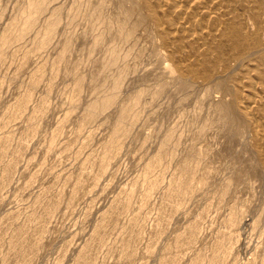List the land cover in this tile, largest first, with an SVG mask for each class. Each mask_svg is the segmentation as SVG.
<instances>
[{"label": "rangeland", "instance_id": "1", "mask_svg": "<svg viewBox=\"0 0 264 264\" xmlns=\"http://www.w3.org/2000/svg\"><path fill=\"white\" fill-rule=\"evenodd\" d=\"M262 46L264 0H0V264H264Z\"/></svg>", "mask_w": 264, "mask_h": 264}, {"label": "bare ground", "instance_id": "2", "mask_svg": "<svg viewBox=\"0 0 264 264\" xmlns=\"http://www.w3.org/2000/svg\"><path fill=\"white\" fill-rule=\"evenodd\" d=\"M33 3H34V2H33ZM34 4H35V3H34ZM32 7H33V5H32ZM34 7H35V6H34ZM37 9L40 10L41 7H38ZM37 9H36V10H37ZM34 14H35V13H34ZM29 25H30V23H29ZM254 50H256V51L259 52V53H262L263 56H264V46H262V47H260V48H257V49H254ZM257 52H256V53H257ZM257 54H258V53H257ZM240 64H241V63H240ZM242 72H243V71H242ZM251 82H252V81H251ZM253 104H254V103H253ZM220 109H221L222 112H223V111H224V112L227 111L225 107H220Z\"/></svg>", "mask_w": 264, "mask_h": 264}]
</instances>
